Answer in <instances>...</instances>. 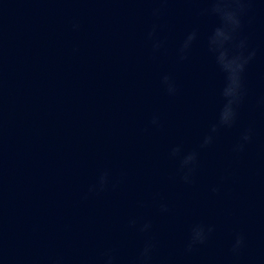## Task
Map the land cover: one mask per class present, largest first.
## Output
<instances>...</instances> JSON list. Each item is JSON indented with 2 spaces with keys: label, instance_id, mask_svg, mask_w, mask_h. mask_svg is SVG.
<instances>
[{
  "label": "water",
  "instance_id": "95a60500",
  "mask_svg": "<svg viewBox=\"0 0 264 264\" xmlns=\"http://www.w3.org/2000/svg\"><path fill=\"white\" fill-rule=\"evenodd\" d=\"M0 264H264V0H0Z\"/></svg>",
  "mask_w": 264,
  "mask_h": 264
}]
</instances>
